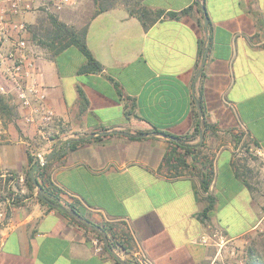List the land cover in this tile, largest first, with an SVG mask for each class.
<instances>
[{
	"label": "crops",
	"instance_id": "1",
	"mask_svg": "<svg viewBox=\"0 0 264 264\" xmlns=\"http://www.w3.org/2000/svg\"><path fill=\"white\" fill-rule=\"evenodd\" d=\"M143 5L165 11L149 28L125 6L90 19L86 43L100 72L80 70L86 57L76 46L43 50L49 102L64 125L53 139L22 115L2 117L0 165L26 176L38 150L90 137L55 155L51 179L81 215L120 235L128 249L116 253L132 264H221L220 249L213 254L202 237L217 233L227 245L264 227V182L253 184L236 165L241 138L264 155V0ZM200 95L211 126L207 153L178 174L165 160L174 145L154 131L191 134ZM204 166L214 173L207 193L216 197L206 220ZM0 264L122 263L94 231L30 195L0 219Z\"/></svg>",
	"mask_w": 264,
	"mask_h": 264
},
{
	"label": "built area",
	"instance_id": "2",
	"mask_svg": "<svg viewBox=\"0 0 264 264\" xmlns=\"http://www.w3.org/2000/svg\"><path fill=\"white\" fill-rule=\"evenodd\" d=\"M83 1L0 0V95L18 110L27 124L37 128L41 137L55 139L64 121L49 102V86L44 81L42 67L43 49L32 37L31 29L35 20L30 17L58 15ZM46 156L44 150H38L35 160L44 161ZM8 176L10 183L16 179L25 183V176L11 173ZM211 238V235H206L201 241L210 244ZM139 263L147 264L143 259ZM229 264L247 263L238 259Z\"/></svg>",
	"mask_w": 264,
	"mask_h": 264
},
{
	"label": "trees",
	"instance_id": "3",
	"mask_svg": "<svg viewBox=\"0 0 264 264\" xmlns=\"http://www.w3.org/2000/svg\"><path fill=\"white\" fill-rule=\"evenodd\" d=\"M94 2L98 5V8H96L95 12L91 15L88 22L84 25V27L81 30H78L73 27H69L66 23L59 21L56 17H51V23H50L51 29L49 31L50 33L47 35V38L49 40L47 45L49 46V48H51L54 54L59 53L65 48L72 45L78 47L82 51V53L86 57V63L80 69L82 72H88V71L100 72L103 70V65L93 56L86 43L87 26L90 19L96 16L100 12L118 6L115 0L109 3H101V0H94ZM125 7L132 15H136L142 21L143 26L145 28H149L151 25L156 23L165 13L163 9L153 10L147 8L143 4L139 8H132L127 4ZM167 15L171 17H177L178 13L168 12ZM198 105L201 108L202 115L200 117L198 115L197 125L191 134L185 136H176V135H172L167 131H159V130L154 131V133L163 134L169 137L171 143L174 145L173 147H171L170 151L166 154L165 160L170 167L177 168L176 173L178 174H181L184 168L189 166L187 162L188 159H191L192 165H195V162L202 163V159L197 158V150L202 146H204L205 140L207 138V132L210 130L211 126L207 122L206 117L203 114L204 109L202 105L201 95L200 97L198 96L197 99V106ZM0 106L2 107V110L8 107L12 108L10 104L6 101V98L2 95H0ZM198 111L200 112L199 109ZM7 116L8 118L10 117V115ZM2 117L4 116L2 115ZM201 130L203 134L202 140L200 139ZM195 138H199V140L195 143H192L191 140H194ZM89 139L90 137L69 139L63 145V147L59 149L58 152H61L67 145H69L68 149H74L77 146H79L81 143ZM66 152L62 153V155L65 154ZM54 157L51 161L41 166L40 168L36 169V160H34L32 156H30V169L25 176V184L31 191L37 190L36 184L33 181L32 177L30 176V170L35 169V173H34L35 179L37 180L38 183H40L44 195L46 196L47 200H49L51 203H48L47 201L41 199L38 196V198L42 202H44L50 208L53 209L55 208L63 212L64 214H66V210L68 209H74L79 212L78 208L74 204L67 203L61 197L60 189L54 184V182L51 179V170H52ZM4 174L7 175L5 181L8 183L10 179V177L8 176L9 173H5L0 165V177H2ZM13 175L17 176L15 174ZM199 176H200V186L202 191L204 193L209 192L210 186L214 180L213 171H211V169H209L207 166H204ZM0 181H2V179ZM202 199L206 202V206L203 212L201 213V216L203 220H206L209 218L208 216L209 212L213 210L215 207L216 197L210 193H207L202 197ZM53 204H59L60 208L55 207ZM71 218L76 222L80 223L81 225L85 226L86 228L96 232L99 239L103 241V238L99 231L89 227L85 222L75 217H71ZM91 223L94 225H98L93 221H91ZM100 226L102 227V231H104L108 235L109 242L113 248H117L118 245H120L124 250L128 249L126 242H124V240L122 239L116 238V236H113V233H111V231L108 229L106 225L101 224ZM262 247L263 248L260 251L256 250L253 247L249 249L250 253H249V259L247 261L248 264H264V246ZM126 261L128 264H132L131 261H129L128 259H126Z\"/></svg>",
	"mask_w": 264,
	"mask_h": 264
},
{
	"label": "rangeland",
	"instance_id": "4",
	"mask_svg": "<svg viewBox=\"0 0 264 264\" xmlns=\"http://www.w3.org/2000/svg\"><path fill=\"white\" fill-rule=\"evenodd\" d=\"M112 1L113 0H101V3H109ZM115 1L118 6H126L127 4L132 8H139L143 4V0ZM96 8H98V5L94 0H84L77 7L58 15L41 14L34 18L30 17L35 20L31 29L32 37L41 45L44 52L53 53L51 48L47 45L49 42L47 35L50 33L49 31L51 29V17H56L59 21L66 23L69 27L81 30L88 22L91 15L95 12ZM80 54L83 55L81 52ZM6 101L12 108L8 107L2 110V107L0 106V119L3 115L6 119L10 120V118L17 117L19 112L7 99ZM7 115H10V117L8 118ZM0 126H2L1 122ZM198 140L199 138H195V142ZM236 149V165L239 173L248 176L253 184L259 185V183L264 182V155L258 151L253 143L245 138H241L237 142ZM205 153L207 152H205L202 147L199 148L197 150V158L202 159ZM5 178H7L5 175L0 177V180L2 179V181H0V211L3 214L2 217L0 216V219L8 216V214L11 213L12 207L24 204L26 197L31 195L35 199H39L36 193L37 190L31 191L25 183H21L17 179L12 183H7ZM245 219L246 217H243V220ZM95 234L97 235L96 232ZM210 235L212 236L209 240L211 242L210 249L213 254L220 249L218 259H220L219 261H221V264H229L238 259H243L247 263L250 253L249 249L253 247L260 251L263 248L262 246H264V227L262 229H256L241 239H238L235 242H230L227 245H222L221 235L218 234L217 236H213L212 233ZM113 236L122 239L115 231L113 232ZM118 247H120V245H118Z\"/></svg>",
	"mask_w": 264,
	"mask_h": 264
},
{
	"label": "water",
	"instance_id": "5",
	"mask_svg": "<svg viewBox=\"0 0 264 264\" xmlns=\"http://www.w3.org/2000/svg\"><path fill=\"white\" fill-rule=\"evenodd\" d=\"M206 56H207V52L205 53V58L203 60V63L201 65V68L199 69L198 71V74L197 76L200 75L203 67H204V64H205V60H206ZM198 109L200 110V114H202L201 112V108L200 106L198 105ZM142 135H145L144 133ZM93 136V135H91ZM200 139L202 140L203 139V134H202V130H201V136H200ZM69 148V145H67L61 152L59 153H64L68 150ZM58 152L56 151H51L47 154L46 158L44 161H36V169L40 168L41 166L45 165L46 163H48L49 161H51L53 159V157L57 154H59ZM34 173H35V169H31L30 170V176L32 177L33 181L35 182L36 184V187H37V195L47 201L48 203H51L49 200H47L46 196L44 195V192L42 190V186L40 185V183L37 182V180L35 179V176H34ZM55 207L57 208H60V205L59 204H53ZM66 213L67 215L71 216V217H75L83 222H85L89 227L91 228H94L95 230L99 231L102 238H103V241H104V244L106 245V247L117 257V259L122 263V264H128L126 262V260H124L118 253H116L113 249V247L111 246L110 242H109V238H108V235L102 231V227L100 225H94L91 223V221L89 219H87L86 217H84L83 215H81L77 210H74V209H68L66 210Z\"/></svg>",
	"mask_w": 264,
	"mask_h": 264
}]
</instances>
